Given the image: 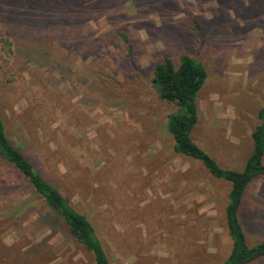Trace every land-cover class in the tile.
I'll use <instances>...</instances> for the list:
<instances>
[{
	"label": "rangeland",
	"instance_id": "rangeland-1",
	"mask_svg": "<svg viewBox=\"0 0 264 264\" xmlns=\"http://www.w3.org/2000/svg\"><path fill=\"white\" fill-rule=\"evenodd\" d=\"M9 140L92 224L111 264H217L229 183L172 150L152 70L188 55L206 78L190 138L239 170L264 101V0H0ZM264 241V175L239 210ZM0 264H94L0 160ZM253 264H264V257Z\"/></svg>",
	"mask_w": 264,
	"mask_h": 264
},
{
	"label": "trees",
	"instance_id": "trees-1",
	"mask_svg": "<svg viewBox=\"0 0 264 264\" xmlns=\"http://www.w3.org/2000/svg\"><path fill=\"white\" fill-rule=\"evenodd\" d=\"M0 40H3L0 35ZM206 78L202 64L188 55L174 62L168 57L154 65L151 85L157 97L175 109L166 117V129L172 138V150L198 160L213 177L229 183L224 206V222L231 247L226 258L217 264H253L264 257V241L252 246L245 242L239 217L242 196L247 185L264 175V101L256 112L257 123L249 133L251 150L242 167L223 168L190 138L197 120L196 95ZM0 160L8 164L40 197L49 210L63 222L70 236L92 255L94 264H111L86 216L73 208L56 186L12 144L0 117Z\"/></svg>",
	"mask_w": 264,
	"mask_h": 264
}]
</instances>
